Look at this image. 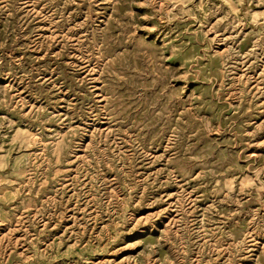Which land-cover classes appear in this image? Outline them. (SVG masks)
I'll return each mask as SVG.
<instances>
[{
	"label": "rangeland",
	"instance_id": "1",
	"mask_svg": "<svg viewBox=\"0 0 264 264\" xmlns=\"http://www.w3.org/2000/svg\"><path fill=\"white\" fill-rule=\"evenodd\" d=\"M0 264H264V0H0Z\"/></svg>",
	"mask_w": 264,
	"mask_h": 264
}]
</instances>
